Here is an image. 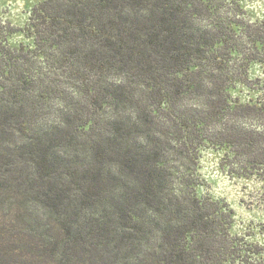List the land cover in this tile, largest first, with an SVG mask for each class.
<instances>
[{"label":"trees","instance_id":"obj_1","mask_svg":"<svg viewBox=\"0 0 264 264\" xmlns=\"http://www.w3.org/2000/svg\"><path fill=\"white\" fill-rule=\"evenodd\" d=\"M0 22V264H264L199 196L203 149L264 173V63L236 0H44L13 49Z\"/></svg>","mask_w":264,"mask_h":264},{"label":"rangeland","instance_id":"obj_2","mask_svg":"<svg viewBox=\"0 0 264 264\" xmlns=\"http://www.w3.org/2000/svg\"><path fill=\"white\" fill-rule=\"evenodd\" d=\"M44 0H0V22L9 30V47H34L28 35L33 9ZM252 22H264V0H236ZM246 83L237 82L230 90L242 104L264 101V63H254L248 71ZM223 153L205 148L200 153L196 176L199 196H210L228 204L234 210L231 233L247 241L264 246V173L258 176L230 174L222 166Z\"/></svg>","mask_w":264,"mask_h":264}]
</instances>
